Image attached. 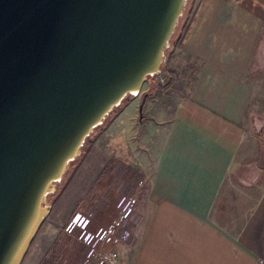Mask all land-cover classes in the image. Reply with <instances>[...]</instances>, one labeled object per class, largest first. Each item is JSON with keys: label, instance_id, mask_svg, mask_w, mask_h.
<instances>
[{"label": "crops", "instance_id": "1", "mask_svg": "<svg viewBox=\"0 0 264 264\" xmlns=\"http://www.w3.org/2000/svg\"><path fill=\"white\" fill-rule=\"evenodd\" d=\"M252 63L264 67V0H193L165 67L86 148L20 264H80L86 247L66 224L122 193L140 219L129 244L108 247L117 264H264Z\"/></svg>", "mask_w": 264, "mask_h": 264}, {"label": "water", "instance_id": "2", "mask_svg": "<svg viewBox=\"0 0 264 264\" xmlns=\"http://www.w3.org/2000/svg\"><path fill=\"white\" fill-rule=\"evenodd\" d=\"M187 0H0V264L94 127L160 72Z\"/></svg>", "mask_w": 264, "mask_h": 264}, {"label": "built area", "instance_id": "3", "mask_svg": "<svg viewBox=\"0 0 264 264\" xmlns=\"http://www.w3.org/2000/svg\"><path fill=\"white\" fill-rule=\"evenodd\" d=\"M142 184V181H139ZM122 183L118 185V190ZM90 194L86 200L93 197ZM136 196L122 193L117 201V213L115 218L107 225L100 226L96 230L88 227L92 213L75 212L65 226L68 233L78 230V239L85 245L86 250L80 264H117L118 254L115 249L108 248L121 244H129L132 239V224L136 223L140 216L136 213Z\"/></svg>", "mask_w": 264, "mask_h": 264}, {"label": "rangeland", "instance_id": "4", "mask_svg": "<svg viewBox=\"0 0 264 264\" xmlns=\"http://www.w3.org/2000/svg\"><path fill=\"white\" fill-rule=\"evenodd\" d=\"M246 79L255 89V92L252 96V100L250 101V104L246 112V117L248 118L249 123H250V130L252 132L258 133L257 134L259 137L258 143L260 146L259 154L264 155V67L256 66V63H252L250 67L248 68V72L246 73ZM75 161H77V159L71 162V166L69 167L71 170L74 169L75 167V163H76ZM90 194H92L93 195L92 197H94V192H91ZM118 197L120 196L118 195ZM106 199H107V203L104 206L106 209H99L97 212L94 210L92 211L94 212L95 217L92 216L93 218H91V224L95 226L97 225L103 226V223L105 222V224L107 225V222L110 219H112L114 214L116 216L117 208L114 207L113 206L114 204L112 203L113 195L107 196ZM88 228L90 229V226ZM77 239H78V236H77Z\"/></svg>", "mask_w": 264, "mask_h": 264}, {"label": "trees", "instance_id": "5", "mask_svg": "<svg viewBox=\"0 0 264 264\" xmlns=\"http://www.w3.org/2000/svg\"><path fill=\"white\" fill-rule=\"evenodd\" d=\"M193 0H187L186 5L184 7V11H183V15L179 18L178 20V24L175 28L174 33L172 34L171 38H170V46L168 47V49L165 50V58L160 66V70H162L167 62V57L168 54L171 51L172 45L175 43V41L177 40L180 30L183 26L184 21L187 18V15L189 13L191 4H192ZM131 95H127L122 102L113 108V110L106 116V118L104 119L103 123L97 125L94 127L93 131L86 137L83 146L81 147V153L80 155L76 158L77 161L82 157L83 153L85 152L86 148L93 142V140L95 139V137L110 123V121L116 116V114L121 110V108L129 101V99L131 98ZM74 159V160H76ZM77 161H75L77 163ZM72 162V161H71ZM71 162L68 165V169L66 170L65 174L63 175L61 181L59 183L56 184V190L54 193L52 194H48L47 195V202H51L55 197H57V195L59 194V192L61 191V189L63 188V186L65 185L66 181L68 180L69 175L71 174V172L73 171V169L71 170L69 167L71 166ZM75 163V165H76ZM50 199V200H49ZM49 200V201H48Z\"/></svg>", "mask_w": 264, "mask_h": 264}]
</instances>
